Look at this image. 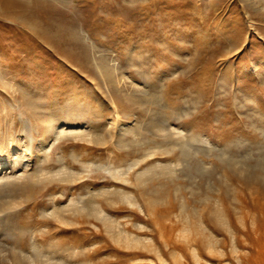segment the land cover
<instances>
[{"label":"rangeland","instance_id":"1","mask_svg":"<svg viewBox=\"0 0 264 264\" xmlns=\"http://www.w3.org/2000/svg\"><path fill=\"white\" fill-rule=\"evenodd\" d=\"M9 140L0 264H264V0H0Z\"/></svg>","mask_w":264,"mask_h":264},{"label":"bare ground","instance_id":"2","mask_svg":"<svg viewBox=\"0 0 264 264\" xmlns=\"http://www.w3.org/2000/svg\"><path fill=\"white\" fill-rule=\"evenodd\" d=\"M44 125L47 131L43 134V136L41 137V141L37 144V146L34 147V151L36 152V154L33 155V157L35 158L42 157L43 160L48 158L47 151H46L47 149L46 135L52 134L56 140L62 139L63 137H66V136L80 137V136L88 135L87 132H85L86 128L84 127L78 128V127H75V125L74 126L61 125L58 122H56L54 118L52 117L45 119ZM129 129L130 128H128V126L122 127V130L124 131H127ZM161 130L168 131V130H171V128L166 126V127H162ZM11 142L12 141L9 140L8 143H6L3 146V148H6L8 150V154L5 157L0 156V188L4 186L5 187L8 186V187L13 188L14 191L17 189H20V190L27 192L29 186H31V183H34L36 180L38 181V179L42 178V176L39 174L38 170L31 171L30 169V165L33 164V160H32L33 157L28 156V153H27V151L30 149V144H27L25 149H17L16 146L10 145ZM13 156H17L19 163H21V165L23 166V169L20 170V172L16 170H15L16 172L15 171L7 172L6 170V168H14L15 166L18 165L16 164L17 162L12 161ZM25 157H27V161L24 160ZM56 174H57L56 172H53V173H50V176H56ZM73 175L74 174L70 176H73ZM27 198H29V196ZM120 200L123 202H127L129 204L138 203V200L134 194L126 193V192L120 195ZM70 205L77 208L75 201L73 204H70ZM93 210L95 214H97L100 217H103V219L109 218V216L104 213L103 209L96 207ZM33 246H36V244L34 243ZM2 253H3V256H1L0 260H3L6 262L8 260V257L6 256V253L4 252V250H2Z\"/></svg>","mask_w":264,"mask_h":264}]
</instances>
